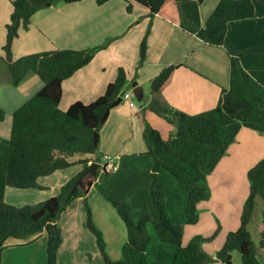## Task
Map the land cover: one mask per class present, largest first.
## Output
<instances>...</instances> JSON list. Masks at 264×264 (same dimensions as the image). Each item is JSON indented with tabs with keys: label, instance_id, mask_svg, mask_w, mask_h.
<instances>
[{
	"label": "trees",
	"instance_id": "1",
	"mask_svg": "<svg viewBox=\"0 0 264 264\" xmlns=\"http://www.w3.org/2000/svg\"><path fill=\"white\" fill-rule=\"evenodd\" d=\"M78 1L81 0H11L12 12L6 23V38L2 46V59L7 64L11 84L18 86L27 76L34 74L43 81V87L13 112L9 137H0V252L8 239H23L45 231L47 264H57V250L62 241L57 220L66 206L80 196L83 197L86 215L84 225L95 237L104 264H148L147 247L151 240L147 232L149 222L161 242L175 246L171 264H205L212 261L202 249V243L213 240L217 232L208 238L195 235L187 244H183V226L172 222L165 213V200L157 172L165 169L185 188V223L193 225L198 221V203L210 197L207 176L240 129L248 128L264 134V85L241 63L246 48H239L230 38L231 25L236 23L246 29L245 33L242 32L246 39L252 35H249L248 26L253 27L250 23L254 24L257 13L264 12V8H259L264 5V0H219L204 24H201L198 16L203 0H126L128 12L137 3L147 8L151 16L156 15L182 26L210 45L224 46L230 58V73L229 86L221 89L213 108L188 114L173 108L153 107L176 128L175 133L167 139L150 125L143 130L148 151L154 158L150 195L157 213L156 219L149 213H143L138 221H134L129 203L116 200L101 184H96L98 191L113 205L125 225L126 240L121 249L122 257L118 260L107 255L102 233L93 222L86 194L94 178L84 177L83 187L69 194L90 163L100 162L101 154L94 146L93 135L100 129L106 109L120 96L126 85V70L119 67L114 81L96 100L90 103L77 101L62 110L59 103L63 81L88 64L102 46L44 50L16 59L12 56L13 41L19 36L21 28H28L31 16L37 10L57 2ZM106 1L97 0L98 3ZM260 37L264 39V33ZM260 45L262 47L257 49L263 52L264 41ZM145 52L144 39L140 44L139 64L145 59ZM181 65L183 63L164 66L150 80L151 92H162ZM4 118L5 111L0 108V121ZM75 155L82 157L75 158ZM78 164L82 165V170L64 183L57 195L23 206L4 201L7 187L41 189L40 177ZM247 177L249 191L242 207L239 227L227 233L216 252V259L221 264H232L231 253L234 250L239 251L242 264H264L258 258L257 248L247 228L257 198L264 200V157L248 170ZM259 235V248L264 254V210L261 212ZM0 264H3L1 253Z\"/></svg>",
	"mask_w": 264,
	"mask_h": 264
},
{
	"label": "crops",
	"instance_id": "2",
	"mask_svg": "<svg viewBox=\"0 0 264 264\" xmlns=\"http://www.w3.org/2000/svg\"><path fill=\"white\" fill-rule=\"evenodd\" d=\"M218 1H212L206 8H204L206 0L199 5L198 16L201 24L205 23ZM126 5V0H108L103 3H98L97 0H81L50 4L31 16L28 28H21L19 36L12 44L14 59L44 50L102 46L88 64L63 81L59 103L62 110H66L74 102L90 103L103 95L107 85L114 81L119 67H123L127 73V82L121 94L127 91L130 82L136 81L142 86L144 98L145 85H148L145 100L139 107L135 104L133 107L129 105L130 111H127L119 105L110 109L98 130L97 147L101 159L97 176H86L94 178L86 194L93 221L102 233L107 255L113 260L122 257L121 249L126 240V229L116 209L98 191L96 184L105 186L107 192L116 200L129 203L134 221H138L143 213H149L153 219L157 218L150 195L154 158L148 151L143 130L146 125H150L157 129L163 138L164 134L168 136L173 130L166 118L155 112L153 107L173 108L188 114L213 108L219 99L221 89L229 86L230 73V58L224 46L210 45L182 26L174 25L156 15L151 16L149 10L142 5L134 3L130 12L126 10ZM259 8H264V5H260ZM11 12V0H0L1 58L6 38V23L9 22ZM259 21L263 22L260 24ZM253 23H250L253 27L248 26L249 35L250 33L252 35L247 39L242 34L246 31L242 25L238 23L231 25L230 38L239 48H246V52L241 56V63L264 85V51L257 49L262 47L260 44L264 41L260 37L264 33V12L257 13ZM134 29L136 34L132 32ZM127 36L130 37L129 42L131 37L138 38L136 44L146 40L145 59L140 64L138 54L134 50L131 51L130 60L125 63L120 62L121 51L117 55L113 54L118 51L117 47H120L118 42ZM176 63L183 65L175 70L170 84L162 92L152 93L150 80L164 66ZM1 73L6 84H0V106L5 111V117H8L31 96L26 98L27 93L24 89L10 94L11 92L6 89L10 87L16 89V86L11 84L4 70ZM42 87L43 81L35 83L38 90ZM246 129L248 128L240 129L234 140L236 142L233 141L229 145L226 155L222 156L214 170L207 176L210 197L198 203V221L193 225L186 224L185 215L183 216L187 201L184 187L165 169H159L157 172L167 211L171 210V204H179V212L182 215L177 222L183 226L182 243L187 244L193 236L198 235V232L205 233V236L217 232L214 239L218 237L219 240H216V244L214 242L215 246L209 254L205 249L207 244H202V249L209 256H216L226 234L239 227L243 203L248 192L241 196L238 194L234 199L235 194H230L233 170L222 169V166L232 151L238 152L234 145L240 147V152L245 147L246 139L243 140V137L250 133ZM9 133L8 126L0 124V136L7 138ZM244 151L250 153L246 157L247 164L250 165L247 168L245 164L242 166V169L245 168L247 171L260 158V152L249 147ZM105 154L115 156L117 169L114 172L103 171L101 162ZM238 167L240 168V165ZM81 170L80 164L58 169L44 177L42 185L44 188L53 189L51 196L57 195L61 186ZM224 172L227 177H223ZM169 200L174 203H168ZM166 204L165 213L174 221L172 217L174 214L169 215L166 211ZM203 216L207 219L205 226L198 228L196 225H199ZM84 222L83 197L79 196L66 206L57 220L62 237L57 250V264H104L95 237L85 227ZM152 233V241L150 246L148 245L149 248L147 247L148 264L164 262L171 264L175 246L161 242L154 235L153 228ZM46 246L45 231L23 239H8L0 252L3 264H47ZM216 263L219 264L220 261L217 260L213 264Z\"/></svg>",
	"mask_w": 264,
	"mask_h": 264
},
{
	"label": "rangeland",
	"instance_id": "3",
	"mask_svg": "<svg viewBox=\"0 0 264 264\" xmlns=\"http://www.w3.org/2000/svg\"><path fill=\"white\" fill-rule=\"evenodd\" d=\"M212 1H214V0H206L204 8H206ZM132 32H133V34H136V29H134ZM128 39H130V37L127 36L125 39L120 40L118 42L120 47H117L118 51L113 53V54L117 55V53L119 51H121L119 59H120V62H122V63H125V62L130 60L131 51H133V50L136 52V54H138V61L140 59V44H141L142 41L140 43L136 44L135 41H137L138 38L131 37V41H130L132 43L131 44L128 41ZM133 39H134V41H133ZM145 42H146V40H145ZM133 43H134V46H133ZM135 45H137V46H135ZM146 45H147V43H146ZM146 48H147V46H146ZM4 62H5L4 59L1 58L0 59V84H6L4 78L1 76L2 75L1 72L3 70H4V73L6 74V77L8 76V79L11 82V76L9 74V70H8L7 64L4 63ZM40 80L41 79L37 75L30 74L29 76H27V78L25 80L20 82L18 87L16 86V89H12L13 87H10L9 89H6V90L8 92H11L10 94H13V93H15L16 91H18L20 89H24L25 93H27L25 97L29 98L30 96H32L38 90V88H35V83H39ZM126 90L129 93L132 94V96L129 98V100H133L134 104L137 107H139L145 100V95H147V91H148V85L147 84L145 85L144 98H142V100H137L136 96L133 94L131 82L129 83L128 89H126ZM119 105L123 106L127 111H130L128 99L121 100V102L118 105H116V106H119ZM0 108H1V106H0ZM11 122H12V115L11 116L9 115L8 117H5L4 121L0 122V124H4V125L8 126L9 130H11ZM170 126H172L171 127L172 130H173L172 134H174L175 131H176V128H175V126L173 124H171ZM246 130H248V132H250V133H246V135L243 137V140L246 139V142L244 144L245 147L240 152V147H237L236 145H234L235 148H238V152L232 151L230 153V157H228V159L224 162V164L222 166V169L232 168V170H233V177L231 179V186H230V194H232V193H233V195L235 194L233 196L234 199L236 198V196H238V194L240 196L243 193L247 194L248 187H249V185H248L249 181H248V177H247V172H248V170L250 168H252L254 165H256L264 157V134H262V133H260L258 131L252 130V129H246ZM164 135H165L164 139H167L168 136H169V135L167 136V134H164ZM250 137L252 139H249ZM234 142H236V141H234ZM247 147L251 148L252 150L256 149L257 152H260V158H258L256 160V163L254 162L255 164L252 165L246 171L245 168L242 169V166H244V164H245L246 168H247L248 165H250V164H247L248 162L246 161V157L249 156L250 153L244 151V149L247 148ZM97 149H98V147H97ZM224 155H226V154H224ZM240 156H241V158H240ZM77 157L81 158L82 155H75V158H77ZM238 165H240V168L238 167ZM109 175L110 174H108L107 176H109ZM47 176H42L40 178V180L38 179V181H39V183L41 185H42V181H44L43 178L47 177ZM223 177H227L226 172L223 173ZM223 185L225 186L226 183H223ZM103 187L105 188V186H103ZM51 193H53V189L44 188V186L41 189H38V188H23V189H21V188H16V187H7V189L5 191L4 201L6 203H9V204H12V205H15V206L31 205V204H34V203H36L38 201H43V200L49 198L52 195ZM168 203H174V202L172 200H169ZM165 204H166V202H165ZM170 207H171V210L167 211V204H166V211L169 213V215L170 214L171 215L174 214L172 216L174 218V221L171 220V219L170 220L172 222L178 224L177 221H178L179 217H181V215H182V213L179 212V204L178 203L177 204H171ZM263 210H264V200L258 197L257 198L256 207H255V209L253 211V214H252V218H251V220H250V222H249V224L247 226V228H248V230L250 232V235H251V239H252L255 247L257 248L258 258L260 259V261L262 263H264V254H262V252L260 251V248H259V240H260L259 229H260V222H261V212ZM184 215H185V211L183 210V216ZM85 219H86V215H85ZM206 220H207L206 216H203L202 217V221L199 223V225H196V226H198V228H201L202 226H205V221ZM188 225H190V224H188ZM195 228H197V227H195ZM147 232L152 237L153 233H152V224H151V222H149L147 224ZM154 235L156 236L155 232H154ZM198 235H201V236L203 235L202 237H205V238L209 237V236H205V233H202V232H198ZM214 240H212V241L206 240V241H204L202 243V244L205 243V245L207 244V247H205V249L208 251V254L210 253L212 247L215 246L214 242L216 244V242L219 240V238L217 237ZM151 241L152 240H150L149 244L151 243ZM149 246H148V248H149ZM210 255H212V254H210ZM231 255H232V264H242L241 263V256H240V253H239L238 250L232 251ZM210 257L212 258V261H209V262H207L205 264H211V263L213 264V263L217 262L216 256H210ZM163 264H167V263L164 262ZM216 264H218V263H216ZM219 264H221V263H219Z\"/></svg>",
	"mask_w": 264,
	"mask_h": 264
},
{
	"label": "water",
	"instance_id": "4",
	"mask_svg": "<svg viewBox=\"0 0 264 264\" xmlns=\"http://www.w3.org/2000/svg\"><path fill=\"white\" fill-rule=\"evenodd\" d=\"M131 86H132V92L133 94L136 96V98L138 100H141L142 99V86L139 85L136 81H133L131 83ZM122 100V96L120 95L114 102L111 103V105L106 109L105 113L103 114L102 118H101V123L103 124V122L106 120L108 114H109V111L112 107L118 105ZM98 141H99V133L98 131H95L94 132V135H93V143H94V146L97 147L98 145ZM99 162L97 161H94V162H91L89 167L84 170V172L78 177V179L76 180V182L73 184L72 188H71V191H70V194L71 195L78 187H83V178L86 177V176H92V177H96L97 176V171L99 169Z\"/></svg>",
	"mask_w": 264,
	"mask_h": 264
},
{
	"label": "built area",
	"instance_id": "5",
	"mask_svg": "<svg viewBox=\"0 0 264 264\" xmlns=\"http://www.w3.org/2000/svg\"><path fill=\"white\" fill-rule=\"evenodd\" d=\"M122 100L123 99H128V103L130 107L134 106L133 100H129V98L132 96L131 93L124 91L122 94ZM101 166L104 172H114L117 169L116 161H115V156H112L110 154H105L103 156V162H101Z\"/></svg>",
	"mask_w": 264,
	"mask_h": 264
}]
</instances>
